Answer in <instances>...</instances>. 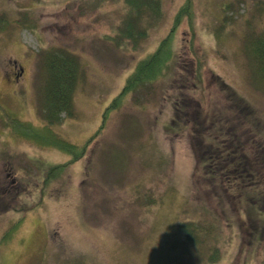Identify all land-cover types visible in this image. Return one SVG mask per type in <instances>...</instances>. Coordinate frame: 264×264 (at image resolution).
Instances as JSON below:
<instances>
[{
    "label": "rangeland",
    "instance_id": "rangeland-1",
    "mask_svg": "<svg viewBox=\"0 0 264 264\" xmlns=\"http://www.w3.org/2000/svg\"><path fill=\"white\" fill-rule=\"evenodd\" d=\"M228 3L234 14L226 9ZM179 4L181 0H163L160 8L158 1L153 14L155 27L138 46L140 51H131L129 46L118 47L108 38L116 34L113 25L126 10L123 0H0V16L10 19L0 20L1 118L12 112L19 119L31 115L29 119L40 120L43 110L40 86L46 76L39 55L44 48L68 49L78 59L72 96L74 111L81 118L68 119L63 113L62 121L52 128L69 142L83 145L98 128L103 109L125 86L135 61L152 52L165 36ZM263 5L264 0H195L193 53L188 49L187 24L178 28L175 39L181 40L176 49L179 59L166 82L160 79L155 84L166 90L167 96L169 92L178 95L180 84L186 83L185 77L193 73L192 66L201 60L203 91L194 99H200L203 112L202 118L194 120L203 123L200 125L205 135H211L214 116L220 123L233 125L232 130L237 134L243 127L255 132L256 126L249 119L256 115L261 125L264 123V80L251 67L245 49L247 32L264 29ZM13 73L20 74L17 82L14 81L22 83L20 86L11 82ZM225 82L232 91H227ZM236 96L254 108L256 115L250 108L252 115L246 118L244 103ZM130 103L121 107L120 111H125L109 120L106 130L91 143L85 162L90 167L96 161L93 170L82 172L81 158L77 160L78 168L77 165L65 167L60 175L64 177L63 183L55 182L53 189L48 190L49 195L53 193L55 198L61 196L68 201L82 178L85 194L81 210L86 231L74 229L78 220L73 204L70 207H74L75 220L69 222L72 215L66 211V203L40 196V170L46 163H60L71 156L59 149L11 142L2 133L0 120V264H210L202 254L203 258L197 256L199 252H193L188 243L185 246L180 223L185 220L184 214L189 218L191 213L185 211L189 209L199 215L209 211L212 217L216 216L215 226L222 227V218L227 215L223 208L230 209L239 225V234L223 249L230 257L224 255L217 263L244 264L250 260L246 264H264L261 263L264 228L261 241L255 244L254 219L238 213L237 198L231 199L222 180L214 188L200 163L196 162V166L193 162L192 168L187 141L175 142L172 134H164V139L159 141L156 134L145 143L147 136L141 137L144 129L159 133L165 127L156 123V113L139 111ZM154 105H158V110L165 100ZM186 107V113L193 116L195 103L188 99ZM160 121L166 122L161 117ZM229 129L225 127L224 133L228 134ZM249 132L245 134L248 139L253 137ZM198 142L200 147L203 145L201 150H205L206 142ZM195 172L197 176L192 178ZM148 191H154L156 196L152 206H145L150 214L143 222L140 217L133 221L130 194L136 193L135 199L143 202L142 194ZM38 203H43L45 217L38 212ZM133 205L142 210L137 202ZM91 225L93 229L89 230ZM164 256L172 259V263L163 261Z\"/></svg>",
    "mask_w": 264,
    "mask_h": 264
},
{
    "label": "trees",
    "instance_id": "trees-1",
    "mask_svg": "<svg viewBox=\"0 0 264 264\" xmlns=\"http://www.w3.org/2000/svg\"><path fill=\"white\" fill-rule=\"evenodd\" d=\"M158 1L160 2L161 8V0H123L126 10L119 16L120 20L115 21L113 25L114 29H117L115 31L116 34L114 36L109 35L108 38L111 39V41H115V45L118 47L129 46L131 51H138V46L142 43V40L145 38L147 39L149 35L150 24L154 25V23H157L153 20V14ZM228 5L230 4L228 3L225 5L227 6L226 9H230ZM231 9H233L232 6ZM261 10L264 11V5ZM195 17V0H183L172 18L171 26L165 36L158 41L157 47L152 50V52L136 61L133 70L129 72L130 74L126 78L125 86L122 88L119 95H116L108 106L103 109L104 112L102 111L101 115H99L100 119L97 125L98 128L91 134L85 144H89L94 141V139L98 138L103 130H106L107 125H109V120H111L116 114L125 111H120V109L122 106H125L126 103L131 102L130 104L134 105L136 109L143 110L144 105L147 106L154 102V98L151 95L156 93V90L152 88L156 85L155 81L160 79H163L164 81L167 80L172 74L171 70H173V67L176 64L175 61L178 59V52L176 50L178 40H176L175 37L178 28L184 22L187 23L188 32L190 33V36L187 38L188 49L191 53L195 52ZM8 19L9 17L4 18L3 16H0L1 21H8ZM245 38L247 39L245 43L246 55L250 59L251 67H253L258 73V77H261V79L264 80V29L258 33L252 30L248 31ZM39 56L40 67H42L46 76L44 82H42V85L40 86L41 110L43 108L41 117L39 116L40 120L34 121L29 119L31 115L26 116L29 117L26 119L21 117V120L12 112L9 115L5 113V116L2 115V118L0 115V120L3 122V127L5 129V131L4 129L2 131L11 142L29 143L32 147L34 146L36 148L46 146L43 149L47 147L59 149L67 152L71 156V160L63 165L57 164V162L52 164L46 163L45 167L43 169L41 168L42 186L40 188V196L45 198L48 195V190L51 189L50 187H52L55 181L59 183L64 182L63 175H60L63 173L65 167H68L73 163V159L80 157L82 151L85 150V146L81 147L80 152H77L76 147L78 146L75 145V143L65 140L52 128L54 125H57L58 122L60 123L65 116L68 119L81 118V116L77 115L74 111L72 96L75 87L74 85L77 80V57L68 49L56 48H50L48 51H43ZM196 67L197 69H195L193 79L196 80V84L200 87L201 60L197 61ZM13 74L14 78L13 80L11 79L12 83H14V80L16 79V74ZM181 84L179 90L185 94L180 98L175 97L171 99L173 104V115L170 121L169 115L165 111H163L158 117L159 121L160 117L166 121L164 133L173 135V132L183 133L186 129L189 130L188 142H190L194 153H197V163H200L203 166L206 176H209L208 178L213 181L214 188L217 182L222 180L225 183L227 192L229 195H232L231 199L236 195L238 201L236 207L239 210V213L244 214L247 218L250 217L254 219L252 233H254L253 236L256 235L255 243H257L261 241V229L264 228V144H257L254 137L248 139L246 136L242 138L241 134L247 133L242 131L237 134L235 130H232L234 126L230 125L229 122L213 126L211 135H205V132L201 130L200 125L203 123H198V121L194 120L195 117L202 118L201 113L203 111L199 104L196 106L195 103V114L193 116L186 113V104L189 99L186 96L189 94L187 91H192L193 87L185 85L183 82ZM14 85L17 84L14 83ZM224 85L226 89L232 90L230 87L226 86V84ZM159 89L162 90L163 88L159 87ZM238 98L239 97H237V99ZM192 103H194V101H191V104ZM243 103V109L246 111L243 115L249 119L252 115V108H248L247 106L249 105L245 101H243ZM236 104L238 105V103ZM240 107H242V105ZM252 110L256 115V111L254 109ZM80 111L81 109L78 110V112ZM63 113L64 116L62 117ZM167 117L168 119H166ZM206 117L207 116H205V118ZM214 118L217 119L218 117L214 116ZM259 119L260 118L257 115L255 118L249 119L252 126H256V132H260V128H262ZM212 121V125H214L215 120ZM227 126L231 131H229L228 134H225L224 131ZM124 134L125 133H122V136ZM145 135L147 137H141H146L145 140H149L150 134ZM261 135H264V132L261 133ZM172 137H174V135L171 136V138ZM100 139H103V137ZM201 140H203L204 143L206 142L205 150H201L203 145L200 147V142H198ZM207 142L209 143L207 144ZM247 144H249L252 150V156L245 155ZM36 160L39 163L41 162L39 158ZM194 175V177H196L197 172H195ZM143 187L145 188V186ZM134 194V199L132 198L131 200L132 204H129L133 207L135 213V216L132 218L134 221V219L140 217V222H143L150 214L145 206H152L151 204H153L154 197L156 196H154V191H148L147 193L142 194V202L139 199H135L138 197L136 196V193ZM135 202L138 203L142 210L137 209L136 206L133 205ZM224 209L225 208H223V210ZM188 210L189 209H185L187 214L188 212L191 213V217L189 216V218H187L186 214H184L185 220L182 224L180 223V229L183 233L182 238L184 237L186 240L182 241L185 246L188 244L189 248L192 246L193 252H199L198 254L208 257L206 258L207 263L215 264L219 262L222 256L220 244L224 245L228 241L225 242L226 238L224 235L217 233L218 227L214 224L216 220L210 219L208 216L205 217L198 215V213ZM141 212L144 213V216L142 217L140 216ZM230 214L232 215V213ZM231 215H227V224H229L234 233L236 232L237 224ZM162 258L163 261L172 263V259L166 258L165 256Z\"/></svg>",
    "mask_w": 264,
    "mask_h": 264
}]
</instances>
